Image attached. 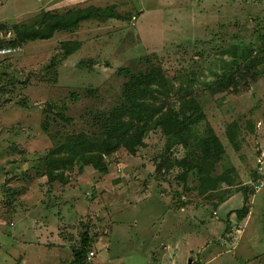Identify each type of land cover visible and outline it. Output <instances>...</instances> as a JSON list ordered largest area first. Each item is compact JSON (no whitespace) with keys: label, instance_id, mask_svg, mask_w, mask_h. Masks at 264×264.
Instances as JSON below:
<instances>
[{"label":"rangeland","instance_id":"obj_1","mask_svg":"<svg viewBox=\"0 0 264 264\" xmlns=\"http://www.w3.org/2000/svg\"><path fill=\"white\" fill-rule=\"evenodd\" d=\"M90 7L104 15L0 60V264H70L85 231L93 232L96 253L86 264H264V172L257 164L264 151V64L238 93L211 92L218 77L264 54V0H0V46L15 45V26ZM68 42L81 47L66 57ZM153 66L166 71L177 110L182 97L199 102L225 148L222 164L254 191L247 220L236 214L244 191L221 206L225 186L205 196L197 183L184 191L174 161L186 150L167 152L159 129L145 135L136 155L122 148L106 158L114 165L103 175L109 182L111 172L122 180L125 162L131 180L143 170L140 194L130 198L112 184L103 187L102 173L82 163L59 173L67 185L49 183L50 153L71 136L99 137L98 120L122 105L129 78L121 72ZM233 123L237 147L227 136ZM167 159L171 169L158 174L157 164ZM161 188L169 199L161 198ZM197 206H207L203 215L194 212ZM61 240L64 246L55 249L39 245Z\"/></svg>","mask_w":264,"mask_h":264},{"label":"trees","instance_id":"obj_2","mask_svg":"<svg viewBox=\"0 0 264 264\" xmlns=\"http://www.w3.org/2000/svg\"><path fill=\"white\" fill-rule=\"evenodd\" d=\"M103 15L92 7L69 11L64 15L45 13L33 26L14 27L16 40L13 46H22L36 40H50L57 32L72 31L81 23ZM261 38L264 41V36ZM80 47L79 42L63 43L64 55L69 57ZM244 64L243 67L218 77L211 86V92L214 95L230 90L238 93L242 82L257 75V68L264 64V54L247 58ZM121 74L129 78L123 87L122 105L115 108L104 122L98 120L96 124H99L102 130L99 137L90 138L82 134L71 136L67 143L50 153L46 159L49 183H68L69 178L62 175L61 179L59 173H64L78 163L86 167L92 166L100 173L107 174L110 166L106 161L107 157L122 148L131 155H136L137 148L143 145L145 135L151 130L159 129L166 137L167 152L170 153L177 146L186 150L184 158L174 161L175 165L182 169L177 180L183 184L184 191H188L197 183L196 191L205 196L225 186L229 190L219 198L217 205L244 191L245 205L236 214L241 220L246 218L250 212L249 196L253 195L254 191L240 186L239 174L234 167L222 164L225 148L199 102L192 96L182 97L179 99L177 110L170 103L171 89L166 71L162 67L153 66L145 73ZM201 126L204 127L203 131ZM237 131L238 125L233 123L227 132L228 139L234 145ZM171 167L170 159H167L157 164L156 172L160 174ZM193 171H196L197 177L191 174ZM80 239V246L73 249L74 259L70 264H86L92 247L89 231H85Z\"/></svg>","mask_w":264,"mask_h":264},{"label":"crops","instance_id":"obj_3","mask_svg":"<svg viewBox=\"0 0 264 264\" xmlns=\"http://www.w3.org/2000/svg\"><path fill=\"white\" fill-rule=\"evenodd\" d=\"M135 159V158H134ZM133 159V160H134ZM122 164V163H121ZM127 163L125 162V164L123 163V167H124V169H123V172H124V174H123V172L121 171V170H119L120 172H122V174L124 175V176H122L121 175V179L122 180H119V178L117 179V178H114L115 176V174H114V172H111V179H110V182L109 181H106L107 180V178H103V175H109V173H110V167L111 166H114L112 163H110V166H109V171H108V173L107 174H103L102 173V176H100V177H97V179L99 180V182H100V184H103V187H104V185H106L105 187H107V186H111V184L112 185H114V187H113V189L114 190H119V192H124L125 194H128L127 196L128 197H132V196H134L136 193L137 194H140V190H142V184H141V180H142V178H140V176H141V173H142V171L141 170H137L138 172L137 173H135L134 175H133V178H135V180H131L130 179V176H129V171H130V169H128V168H126L127 167V165H126ZM128 165H130V164H128ZM126 170V171H125ZM140 172V173H139ZM101 174V173H100ZM86 181H84V180H82V179H80V181H79V184L81 185V183H85ZM56 183V182H55ZM68 183H70V182H68ZM68 183H65L66 185L68 184ZM87 183V182H86ZM52 184H54V183H52ZM54 187H56V186H54ZM150 185H149V188L148 189H145L144 191V193L146 194L147 192H148V190L150 189ZM56 189V188H55ZM106 188H104V189H102V193H104V191H105V193H106V190H105ZM111 189H112V187H111ZM161 191H162V193L160 194L161 195V198H165V199H169V197L170 196H168L169 194H167V192H165V190H162V188H161ZM113 192V191H112ZM160 192V191H159ZM73 202H74V205H73V209H72V211H76V209H77V201H75V200H73ZM167 202V201H166ZM225 203V202H224ZM90 204H92V203H90ZM94 204L95 203H93V206L92 207H94ZM223 204V203H222ZM221 204V205H222ZM220 205V206H221ZM86 206V205H85ZM99 206H100V204H99ZM166 206H168V209L169 210H171V206H172V204L170 205H166ZM203 206V205H202ZM202 206H197V207H194V212H196V211H199V210H201L202 208H203V210L205 211V209L207 208V206H205V207H202ZM220 206H218V207H220ZM89 207H91L90 205L88 206V208ZM175 207V206H174ZM181 210V209H180ZM179 210V211H180ZM216 212V211H215ZM250 213L251 212H249V214L248 215H250ZM195 214H197V213H195ZM204 214V212H202V210H201V214L200 215H203ZM191 214H189V216H190ZM197 215H199V214H197ZM234 215V214H233ZM204 219H205V221H206V218L205 217H203V220H201L200 222H201V224H203V223H206V222H204ZM248 219V216L246 217V218H244V219H242L241 221H244V220H247ZM195 221H197V220H195ZM66 222H61V223H59V225L60 226H62V225H64ZM183 225V224H182ZM108 232L109 233H112V231L111 230H108ZM90 236H91V238L93 237V232L92 233H90ZM58 238H60V239H62L61 238V236H57ZM57 238V239H58ZM63 240V239H62ZM62 240H61V242H59L58 244L57 243H52V242H50V243H45V242H42V241H39V245L40 246H44V247H46V246H48V248H52L53 247V249H55V248H58V247H63L64 246V242H62ZM65 241V240H64ZM65 243H67V241H65ZM164 246H166V245H164ZM153 252H151V254H152ZM148 255V254H147ZM171 257L172 256H168V254H166L165 256H164V259L165 260H171ZM173 264V263H172ZM190 264H192V262L190 261Z\"/></svg>","mask_w":264,"mask_h":264},{"label":"built area","instance_id":"obj_4","mask_svg":"<svg viewBox=\"0 0 264 264\" xmlns=\"http://www.w3.org/2000/svg\"><path fill=\"white\" fill-rule=\"evenodd\" d=\"M21 51V47L19 46H2L0 47V60L4 59L9 56H13L16 53ZM260 151V150H259ZM257 164L258 168L260 169L261 172H264V151L258 152V158H257ZM259 187L263 188L264 187V174H263V180L259 181ZM214 214H216L214 212ZM96 257V253L94 251H90L88 253V260H93Z\"/></svg>","mask_w":264,"mask_h":264}]
</instances>
